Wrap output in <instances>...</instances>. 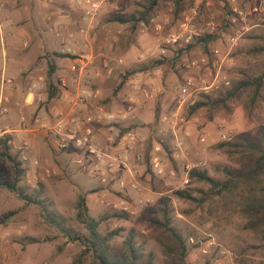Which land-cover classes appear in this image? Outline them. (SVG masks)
<instances>
[{"label":"rangeland","instance_id":"374dc122","mask_svg":"<svg viewBox=\"0 0 264 264\" xmlns=\"http://www.w3.org/2000/svg\"><path fill=\"white\" fill-rule=\"evenodd\" d=\"M112 1H103L98 23H104L111 14L127 15L146 5V0H114L115 6ZM10 3L11 0H0L2 16ZM237 8L241 10L242 19L231 12L227 0H179L177 4L173 0H158L144 20L134 24L127 22L121 30L119 46L135 44L136 47L129 58L134 59L133 62L124 66L119 80L136 74L133 87L153 91L155 112L161 109L160 114L167 117L154 130L155 139L168 165L175 170L188 164L189 170L197 168L212 178L222 179L223 167L238 168L240 159L228 156L217 143L237 132L249 131L256 135V129L264 127V85L260 91L263 100L258 98L252 104H248L246 91L224 103H208L223 97L231 83L241 76H252L264 70V49L261 50L264 14H250L246 0H238ZM236 30L240 32L236 34ZM187 35L195 40L190 47L183 42ZM171 36H176L177 42H167ZM227 36H234L235 40L227 41ZM201 39L206 42L204 47L196 44ZM103 50L110 51L106 44ZM139 54L143 57L139 58ZM142 68L145 69L139 70ZM156 68L159 70L152 72ZM183 86L187 89L186 95H181ZM195 101L204 104L193 109L191 105ZM22 115L25 119L26 112ZM24 124L19 123V126L26 127ZM125 127L119 126L120 133ZM171 127H181L182 133L176 136ZM175 141L180 142L179 148L174 146ZM8 145L9 153L15 154L20 162L22 173L16 178L20 193L0 186V214L12 211L0 224V264H70L82 246L78 241H70L59 226L48 222L43 208L61 215L64 227L86 235L87 229L75 216L79 197L83 198L88 215L96 219L103 216L97 226L99 232L121 228L109 241L112 249L121 250L123 238L132 230L135 246L141 248L143 255L151 253L150 264H163L164 260L179 264L175 253L168 257L163 253L158 241L159 236L165 235L162 228L137 219V213L146 204H154L156 199L126 204L113 199L106 204L99 203L101 190L92 192L97 188L98 178L92 177V165L86 160L82 147L68 143L55 152L49 150V165L28 168L24 165L27 159L22 158L25 153H21L24 148L20 140L10 138ZM171 146L179 153L177 158H173ZM0 174L9 182L14 179L8 160L3 158H0ZM152 175L149 182L157 184ZM167 179L176 184H167L162 195L174 189H193L191 200L170 194L169 225L183 239V264H258L264 261V249L259 247V241L252 232L242 228L244 218L238 211L236 194L199 201L201 193L194 189L204 191L208 186L206 182L189 179L187 175V182L178 186L176 180L180 177L174 174ZM89 261L90 257H86L83 264Z\"/></svg>","mask_w":264,"mask_h":264},{"label":"crops","instance_id":"0c3cea01","mask_svg":"<svg viewBox=\"0 0 264 264\" xmlns=\"http://www.w3.org/2000/svg\"><path fill=\"white\" fill-rule=\"evenodd\" d=\"M111 3L115 6L114 0ZM5 10L4 16L0 14V81L4 79L0 100L6 110L0 113V133L8 134L12 141L29 144L30 150L21 152L25 153L22 158L27 159L24 165L33 168L50 164L49 150L62 148L47 131L57 123L95 113L98 108L132 111L133 122L124 119L116 125L90 122L81 126L80 133L85 127L95 149L105 154L99 162L100 170L93 173L98 185L92 192L101 190L99 203L113 199L123 203L151 202L163 194L161 191L167 184L175 186L173 181H167L172 180L167 179L169 176L180 177L176 180L179 186L184 175L182 168L175 170L168 165L155 139L154 130L162 121L159 112L162 110L155 112L153 91L146 89L148 94L143 96L144 87L134 88L136 74L119 80L124 66L133 62L129 58L136 47L135 44L119 46L121 30L127 22L98 23L100 11L95 19L82 20L77 5L70 0H11ZM79 25L86 27L85 33L77 30ZM192 43L195 40L189 37L185 44L190 47ZM105 44L110 51L104 52ZM196 44L204 47L206 42L201 39ZM96 70L99 76L91 80V85L72 82V78L93 75ZM49 81L53 94L48 97ZM88 89L97 90L95 98L83 104L77 102V97ZM23 122L26 127L19 126ZM120 125L126 126L121 133ZM174 127L171 130L179 136L181 127ZM170 150L173 158H177L179 153L172 146ZM85 157L90 164L94 160L91 155ZM155 166L162 169V176H155L152 171ZM168 170L173 175H168ZM150 174L157 184L149 182ZM120 179L124 182L122 188L118 185Z\"/></svg>","mask_w":264,"mask_h":264},{"label":"trees","instance_id":"16d2710c","mask_svg":"<svg viewBox=\"0 0 264 264\" xmlns=\"http://www.w3.org/2000/svg\"><path fill=\"white\" fill-rule=\"evenodd\" d=\"M179 0H173L177 4ZM158 0H146V5L141 9H135L129 14H111L108 20L117 22H132L144 20L145 15L157 4ZM177 7L174 9L176 10ZM131 24V28L134 26ZM264 49L262 46L261 50ZM145 68L139 69L144 70ZM50 81L48 82L47 96L53 92L50 90ZM264 85V70L252 75H243L231 83L230 89H227L223 97H217L208 103L215 105L216 102L224 103V100L231 97L239 96L241 92L248 93V104H252L258 98H263L260 91ZM205 97V96H204ZM206 98V97H205ZM202 101H195L191 107L203 105ZM10 136L2 134L0 136V158L8 160L11 170L14 173V179L9 182L0 174V186L9 189H20L16 187V178L22 173L19 167L20 162L15 154L11 155L8 151ZM217 147L224 151L228 156H237L240 161L238 168L223 167L224 174L222 179H215L206 174L204 170L191 168L187 175L189 179L195 181H204L208 184L204 191L194 189L201 193L199 201L207 200L213 196L226 197L236 194L238 211L243 216L244 222L242 228L252 232L253 236L259 241V247L264 249V127L259 126L256 129V135L249 131L237 132L227 140L217 143ZM191 190L193 189H174L171 195L187 200L192 199ZM170 194H164L156 198L154 204H146L138 213L137 219L146 220L150 225L162 228L164 236H159L158 241L166 257L175 253L178 257L179 264H183L182 257L185 254V245L181 235L170 226ZM76 218L87 229V234L80 235L70 228L62 225L63 217L51 210L43 208L44 217L50 223L59 226V229L70 241H78L82 249L71 259L70 264H83L86 257H90L88 264H150L151 253L143 255L141 248L135 246L133 241L132 230H129L123 238L121 250L112 249L109 241L119 234L120 227L110 229L104 233L97 230L99 222L103 216L94 218L87 214L86 206L82 197L76 202ZM12 211L0 214V224L4 223ZM115 215V214H114ZM163 264H176L174 260H164ZM258 264H264L260 261Z\"/></svg>","mask_w":264,"mask_h":264},{"label":"built area","instance_id":"2783aa9c","mask_svg":"<svg viewBox=\"0 0 264 264\" xmlns=\"http://www.w3.org/2000/svg\"><path fill=\"white\" fill-rule=\"evenodd\" d=\"M104 0H70L72 4H76L80 13H81V19L86 20V21H91L95 19L102 7V3ZM231 12L237 16V18L242 19L243 17L241 16V10L237 8V2L238 0H227ZM246 3L248 5V12L250 14H264V0H246ZM233 19V18H232ZM77 30L80 33H85L86 27L83 25H79ZM240 31L236 30L235 33L238 34ZM190 35L188 37H185L183 39L184 43H187L189 40ZM227 41L233 42L235 40L234 36H227ZM167 42L175 43L177 42V37L176 36H171ZM139 58H142L143 55L139 54ZM99 76V72L96 70L93 75H86V76H81V77H74L72 78V82L75 84H82V85H91L92 82L91 80L95 77ZM4 82V79L0 81V88L2 87V84ZM187 84H190V81H187ZM181 95H186L187 94V89L185 86L181 87L180 89ZM141 93L143 96H147L148 92L146 89H142ZM97 94L96 89H88L87 92L79 95L77 97V102L83 104L84 101L93 99L95 98ZM2 100V99H1ZM0 100V113L4 112L6 110V107L2 105V101ZM172 116H175V112L172 113ZM130 120L134 121V114L132 111H106L102 110L101 108H98L96 112L92 113H86L84 114L83 117H78L77 119H70L68 122H59L55 125V127L49 128L47 131L48 133L54 137L56 140V144L58 147H65L68 143H72L76 147H82L85 153L89 156H93L94 160L91 163V172L92 173H97L99 169V162L102 160L103 156L105 154H100L96 149H95V143L93 141L92 137H88V131L85 130L80 133L81 126L85 125L87 123H95L99 125H116L119 124L121 120ZM167 119L166 116H162L161 120L165 121ZM70 123V126H69ZM87 128V127H86ZM1 135V133H0ZM24 151L30 150L29 144L28 143H22ZM180 142L175 141L174 146L179 148ZM126 156H123V159H125ZM190 166L188 164H185L182 167V171L184 172L183 178L180 180V184H184L187 182V171L189 170ZM46 172H48L47 169H45ZM153 173L155 176L160 177L163 175L162 169L160 167L155 166L154 169H152ZM168 175H173V171L168 170L167 171ZM119 187H124V182L122 179L118 181ZM132 185V184H131ZM132 187H135L132 185ZM125 209L126 207H122ZM191 240V237L189 238Z\"/></svg>","mask_w":264,"mask_h":264}]
</instances>
